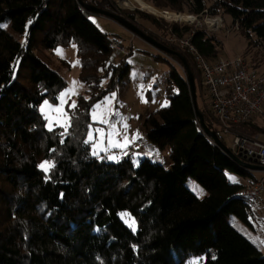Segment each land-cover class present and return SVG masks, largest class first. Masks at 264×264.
Listing matches in <instances>:
<instances>
[{
  "label": "trees",
  "instance_id": "obj_1",
  "mask_svg": "<svg viewBox=\"0 0 264 264\" xmlns=\"http://www.w3.org/2000/svg\"><path fill=\"white\" fill-rule=\"evenodd\" d=\"M147 1L163 11L229 15L248 48L264 45V0H215L212 6L206 0ZM90 15L78 0H0V264H185L203 257V264H264L260 248L226 219L233 215L253 228L254 204L228 174L255 184L254 173L204 134L189 82L175 67L169 106L144 121L149 144L168 152V162L146 157L135 167L130 157L112 163L92 154L91 111L124 85L130 69L112 62V37ZM191 30L173 26L168 34L183 38ZM192 39L208 61L218 58L220 41L202 30ZM73 44L88 92L70 110L67 131L49 130L40 106L47 99L57 103L67 81L34 47ZM174 88L177 94L169 95ZM237 130L250 136L263 131L253 121ZM45 161L54 167L44 171ZM189 179L208 196L193 193ZM122 214L135 219V230Z\"/></svg>",
  "mask_w": 264,
  "mask_h": 264
},
{
  "label": "rangeland",
  "instance_id": "obj_2",
  "mask_svg": "<svg viewBox=\"0 0 264 264\" xmlns=\"http://www.w3.org/2000/svg\"><path fill=\"white\" fill-rule=\"evenodd\" d=\"M98 1L105 2L104 7L99 8L96 6L97 8L121 16L158 43L179 53L185 58L191 72L195 76L198 106L209 115L210 101L206 91L202 87L200 77L195 70L191 57L181 53L175 45L168 44L167 41L175 37L168 34L173 26H179V28L189 27L192 30L198 28L196 23L194 24L192 23L193 21L191 22V19L194 20L191 16L195 14L188 13V10L180 13L163 11V9L154 6L147 0H141L142 2L136 0L137 3L127 2V6L130 7L121 4V2H123L121 0H89L90 3H93V6L98 4ZM214 1L215 0H206L208 6H212ZM221 16L225 22L223 29L215 33H208L213 36L216 41H220L219 56L224 59L242 57L249 65L255 67L260 72H264V45L258 44L256 47L253 45V47L248 48L249 42L240 32V29L237 30L234 28L233 19L229 15L222 14ZM89 20L101 32L112 38L119 39L122 44L132 42V54L130 57L124 58L118 53L112 55V62L114 64H119L121 61H124V63L129 66V74L124 85L119 86L114 92L97 103L91 111L92 123L88 132V142L91 144L92 154L98 157L103 156L107 161L112 163H118L125 157H130L135 167H138L140 161L146 157H149L150 160L155 163H167V155L164 153L159 154L158 150L149 144L146 138L144 121L152 113L169 106L168 89L170 87L171 73L174 67L178 69L188 81L187 70L183 62L176 55L169 54L153 47L143 38L112 19L92 14L89 16ZM180 21H182V23H179ZM5 28L13 35L17 36L12 31L10 25H5ZM175 38L178 40L180 39L177 37ZM18 39H21L22 43L26 41V38L18 37ZM256 40L257 38L253 37V41ZM34 53L67 81V88L60 93L57 103H53L49 99L46 100L48 104L51 105L53 111L49 112L47 109L41 111V108L45 107L44 102L40 106V113L46 120L47 129L52 130L57 127H62L61 123H63V120L61 119L60 123L57 122V119L61 117V113L54 111V109L62 106L63 111L70 117V110L72 109V107H70L71 103L75 101L76 104L78 96L88 92V89L84 87L79 77L81 63L77 55V47L73 44L69 47L47 50L41 45H37L34 47ZM77 61H79L78 64L76 63ZM73 81L78 82L75 88L76 94L65 96L64 99L66 103L61 105V96L64 93H68L69 90L73 88ZM175 94H177V90L174 88L169 95ZM97 105H100V109H97ZM98 111L103 114V119L106 123H102L93 118L94 114ZM49 115L52 118L51 127H49ZM259 117L262 119L264 118V116ZM97 129L103 131L102 137L100 133L96 131ZM240 133L248 135L242 131H240ZM89 134L93 137L92 139H89ZM258 134L261 139H264V129ZM125 138H127L128 141L126 146H116L117 144L124 145ZM223 139L226 146L231 148L233 136H226L223 137ZM149 149H151L150 152ZM111 157H115V159ZM252 172L255 173L256 177H259L260 173L256 171ZM228 177L230 179L232 176L228 174ZM234 178L239 182L236 177ZM230 181L233 182L232 179H230ZM186 185L199 198L204 199L208 196L206 190L192 179H189ZM226 219L237 231L244 235L251 243L258 246L264 253V243H262L264 242L263 214L259 213L251 217V222L255 228L254 230L247 227L233 215L226 217ZM204 262V257L192 258L185 264H203Z\"/></svg>",
  "mask_w": 264,
  "mask_h": 264
},
{
  "label": "built area",
  "instance_id": "obj_3",
  "mask_svg": "<svg viewBox=\"0 0 264 264\" xmlns=\"http://www.w3.org/2000/svg\"><path fill=\"white\" fill-rule=\"evenodd\" d=\"M191 17L194 18L192 23L198 27L196 29L207 33L218 32L225 24L222 16H212L207 11ZM234 28L238 30L239 24L234 23ZM196 29L179 40L175 37L168 39V44L175 45L181 53L191 57L210 101L211 119L223 137L233 136L229 149L235 155L242 153L252 164L264 167V142L260 135H244L237 130L238 126L264 116V72L249 65L242 57L224 59L219 56L214 61H208L193 43ZM131 44H122L119 39L112 38L111 47L113 53L128 58L132 54ZM166 155L169 156V153ZM241 196L264 211V179L246 185Z\"/></svg>",
  "mask_w": 264,
  "mask_h": 264
},
{
  "label": "water",
  "instance_id": "obj_4",
  "mask_svg": "<svg viewBox=\"0 0 264 264\" xmlns=\"http://www.w3.org/2000/svg\"><path fill=\"white\" fill-rule=\"evenodd\" d=\"M78 1L83 6V8L86 9L88 12H90L92 14H95V15H98V16H102V17H106V18L112 19V20L118 22L119 24H121L122 26H124L125 28H127L129 31H132L133 33L137 34L139 37L143 38L146 42H148L153 47H155V48H157L159 50H162L164 52H167L169 54L176 55L177 57H179L181 59V61L183 62L186 70H187L188 82H189V85H190L191 96H192L193 103H194V106H195V111L197 113V118H198V120L200 122V126H201L204 134L208 138H210L212 140V142L218 148H220L222 151H224L230 158H232L237 164L241 165L243 168H245L247 170H251V171H264V167H260V166H257L255 164H252L251 160H247V158L242 153H240L239 155H235L222 142V140L219 138L218 134L214 130L209 128V126L206 124L205 118L201 114V112L199 111L198 105H197V89H196L195 76L191 72V70H190L185 58L182 55H180L179 53H176V52L166 48L162 44L158 43L156 40H154L153 38H151L148 35H146L143 31H141L139 28H137L135 25L131 24L130 22L126 21L121 16H118V15L112 14L110 12L104 11L102 9H99L96 6H93V5H90V4H86L85 2H83V0H78Z\"/></svg>",
  "mask_w": 264,
  "mask_h": 264
},
{
  "label": "snow or ice",
  "instance_id": "obj_5",
  "mask_svg": "<svg viewBox=\"0 0 264 264\" xmlns=\"http://www.w3.org/2000/svg\"><path fill=\"white\" fill-rule=\"evenodd\" d=\"M0 27H2V25H0ZM77 64L79 63V61L76 62ZM75 66V65H74ZM78 84L77 81H73V88L69 90L68 93H64L62 94L61 96V105H63L64 103H66L64 97L65 96H68V95H75L76 94V91H75V88H76V85ZM44 106L45 107H42L41 108V111H45L46 109L50 112V111H53V109L51 108V105L48 104L47 101L44 102ZM70 107L72 108H75L76 107V104H75V101H73L70 105ZM97 109H100V105H97L96 106ZM54 111L58 112V113H61V117H59L57 119V122L60 123L61 119L63 120V123H61V126L65 128V131H67V128L70 126V117H68L67 113L63 111V107L61 106L60 108H56L54 109ZM94 119L96 120H99L100 122L102 123H106V121L103 119V114L101 112H97L94 114ZM51 116L49 115V127H51ZM126 127V126H125ZM97 132L100 133L101 137L103 136V131L100 130V129H97L96 130ZM93 137L91 136V134H89V139H92ZM128 143L127 141V138H125V141H124V145H119L117 144L116 146H126ZM95 154V153H94ZM112 159H115V157H111ZM40 167L44 170V171H48L51 167H54V165L50 164L48 161H45L44 163H42L40 165ZM230 179L233 180V182H237L235 180L234 177H230ZM125 215H128V214H122V216H125ZM126 223H128L129 227H132L134 230H135V219L132 218L130 215H128V219H126ZM264 243V242H262Z\"/></svg>",
  "mask_w": 264,
  "mask_h": 264
},
{
  "label": "crops",
  "instance_id": "obj_6",
  "mask_svg": "<svg viewBox=\"0 0 264 264\" xmlns=\"http://www.w3.org/2000/svg\"><path fill=\"white\" fill-rule=\"evenodd\" d=\"M121 1H123V2H121V4H124V5H126V6H127V2L137 3L136 0H121ZM139 1L142 2L141 0H139ZM138 5H139V4H138ZM127 7H130V6H127ZM209 116H210V113H209ZM210 118H211V116H210ZM253 122H254V124H255L257 127L264 129V118L262 119V118H260V117H259V118L257 117ZM261 140L264 142V139H263V138H262ZM150 150H151V149H149V152H150ZM149 152H146V153H149ZM256 172L260 173V174H259V177H256V175H255V173H254L255 179H256L257 181L264 179V171H256ZM231 176H232V177H236V178L239 180V182H237L238 184H242V185H244V186H246V185H248V184H251L249 180H246V179H244V178H242V177L235 176V175H231ZM253 209H254L253 212L255 213L254 216H255V215H258L259 213H261V214L264 215V211H263L262 208H260V207L254 205V206H253ZM254 216H253V217H254ZM252 225H253V223H252ZM251 229L254 230V229H255L254 226H253V228H251Z\"/></svg>",
  "mask_w": 264,
  "mask_h": 264
}]
</instances>
